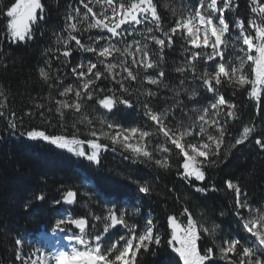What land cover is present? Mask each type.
Returning <instances> with one entry per match:
<instances>
[{
	"label": "snow or ice",
	"instance_id": "obj_1",
	"mask_svg": "<svg viewBox=\"0 0 264 264\" xmlns=\"http://www.w3.org/2000/svg\"><path fill=\"white\" fill-rule=\"evenodd\" d=\"M252 3L254 6L251 7V12L259 13L260 19L264 21V2L256 3V0H252ZM79 4L86 11L81 12V8L76 7L74 14L69 13L66 16L67 37L62 40V56L70 58L75 51H79L91 53L95 61L89 59L86 64L81 62L71 67V75L78 83L63 87L58 96L68 97L71 93L74 99H57L50 92L46 97L51 102L49 105L36 103L35 113H25L30 117L38 115L44 124L50 125L56 120L62 128L69 126L66 114L71 113L73 120L70 126L74 131L70 136L50 135L45 130L31 128L21 132V135L66 149L96 166L101 163L102 153L109 148L113 152L118 148L130 152L134 161H154L155 165L164 170L171 169L169 161L175 155L182 158V161L177 160V175L181 179L188 183H193V177L195 181H204L205 170L223 162L226 156L223 148L227 146V122L238 119L236 105L227 100L222 91L225 82L236 91H246L249 99L257 102L261 99L258 89L259 86H264V23H258L255 19L245 22L238 18L235 27L239 29V34L229 44L226 34L231 29L225 12L233 6L232 0H199L194 10H189L186 16H181L167 30L154 0H79ZM95 5H99V11L94 10ZM43 12L41 0H15L6 10H0V15L7 19L5 39L11 44L33 39L32 25L44 18ZM137 26H143V31ZM91 30L105 34L88 35L87 42H82L84 34ZM137 36L141 39H136ZM177 37L191 47L185 49L190 52L186 65L176 68L177 72L184 75V79L180 80V87L172 89L164 83L166 73L162 64L166 59L165 48L174 45ZM72 41L75 42L74 46L71 45ZM229 46L235 50L232 56L226 51ZM237 52L243 55H237ZM249 62L252 65L253 78H249L244 71ZM197 64L204 70L200 71ZM189 70L195 84L191 91L183 87L188 79L185 74ZM38 75L51 90L63 85V77L53 76L45 67H39ZM145 84L155 86L156 90L144 87ZM248 85L251 86L250 90L246 87ZM161 88L173 92V97L169 98L173 101L171 110H156L151 106L154 98L159 96ZM201 88L211 100L210 105L204 107L202 114L191 124H185L182 119L177 120L176 111L185 112L186 108L182 97L187 95L188 100L193 101L200 95L198 90ZM141 96L144 98L141 99ZM120 105L142 110L146 122H150L148 127L151 130L135 126L123 127L109 119V115ZM0 107L3 105L0 104ZM90 107L96 115L90 116L87 111ZM221 117L225 119L222 121ZM0 118L7 121L9 129L16 130L15 119H8L3 111H0ZM97 123L100 125L99 129L96 128ZM80 125L84 126L85 139L79 138ZM255 133V127L244 126L242 133L231 144V149L253 137L255 145L264 151V135L254 136ZM157 154H160V158H157ZM181 168L183 171H179ZM226 183L227 188L235 193L233 213L241 231L247 236L225 238L217 244L216 231L219 226L215 223L211 227L201 224L185 207L182 215L187 216L186 224L173 215L167 217V227L171 229L168 245L182 264H213L217 253L218 259L225 264H264V207H254L238 184L230 181ZM193 187L196 192L209 191V188L196 186L194 183ZM211 190H216L215 186ZM138 191L150 195L152 187L145 182L138 185ZM75 195L73 191H67L63 196L64 202L73 203ZM35 199L42 200L44 197L36 196ZM89 215L102 223V231L88 233L86 225L89 221L84 218L58 219L55 226L60 231H67L68 226L73 225L79 230L80 235L69 239H74L82 247L58 251L50 259L40 255L31 264H66L75 257L80 258L76 264H141V254L153 251L152 245L159 246L162 243L161 236L155 231L150 218L145 230L138 233L137 225L129 224L127 213L121 212L119 208L109 207L102 215L91 212ZM117 225L126 229L129 236L122 235L118 241L105 248V235ZM92 227L95 228L96 225L93 224ZM85 235H90L91 239L86 240ZM202 236L211 237L213 246L199 249L198 241ZM21 243V239L15 240L17 246ZM15 258L23 259L19 249ZM23 264H28V261L24 260Z\"/></svg>",
	"mask_w": 264,
	"mask_h": 264
},
{
	"label": "trees",
	"instance_id": "obj_2",
	"mask_svg": "<svg viewBox=\"0 0 264 264\" xmlns=\"http://www.w3.org/2000/svg\"><path fill=\"white\" fill-rule=\"evenodd\" d=\"M198 2L199 0H154L166 30L174 26L175 21L181 16H186L189 10H194ZM261 2L264 0H256V3ZM11 3H15V0H0V10H6ZM41 3L44 6V18L32 25L34 38L23 43L11 44L5 39L7 19L6 16L0 15V94H2L0 104L3 105L0 111L5 112L8 119H15L17 122L16 130L12 131L8 128L7 121L0 118V264H20L15 258L18 249L15 240L34 239L40 233L51 234L56 229V220L63 219L61 215L63 211L69 213L73 219L88 220L87 228L95 224L96 232L102 231V223L94 221L89 213L102 215L109 207L126 212L129 224H136L138 233L145 230L147 226L145 219L150 218L155 231L161 236L162 243L159 246L152 245L153 251L142 253L141 264H182L178 255L168 245L171 229L167 227V217L173 215L186 224L187 216L182 215L185 207L201 224L211 227L215 223L219 226L216 231L217 244L229 237H246L247 234L241 231L237 217L233 213L235 193L227 188L226 182L238 184L254 207H264V151L255 145L253 137L231 149V144L242 133L244 126L255 127L254 136L264 135V89L260 101L257 102L249 99L246 91H236L225 82L222 91L226 99L236 105L238 119L227 122L225 137L227 146L223 148L226 154L223 162L207 168L204 181H195L194 177L192 178L196 186L209 188L207 192H196L193 183H188L177 175V160L182 161V158L175 155H172L169 161L171 169L164 170L155 165L154 161H134L131 153L119 148L113 152L109 148L102 153L100 165H92L66 149L21 135V132L36 128L45 130L50 135L70 136L74 131L70 126L73 120L71 113L66 114L69 126L64 128L60 127L56 120L50 125L44 124L38 115L30 117L25 113L28 111L35 113L36 103L49 105L51 102L46 97L50 92L57 99H74L71 93L68 97L58 96L63 87L78 83L71 75V67L81 62L86 64L89 59L95 61L91 53L79 51H75L70 58L62 56L64 50L62 40L67 37L66 16L69 13L74 14L76 7H80L81 12L86 11L79 4V0H41ZM232 5L225 12L231 30L235 28V21L238 18L245 22L255 19L258 23H264L259 13L251 12V7L254 6L252 0H232ZM94 10L99 11V5H95ZM137 28L143 31V26ZM248 31L254 35L251 29ZM97 34L105 33L91 30L84 34L82 42H87L88 35ZM136 39L141 37L137 36ZM71 45L74 46L75 42L72 41ZM186 48L190 46L177 37L175 44L164 50L166 57L162 64V69L166 73L164 83L172 89L180 87V80L184 79V75L177 72L176 68L186 65V58L190 57V52L185 51ZM39 67L50 70L53 76L61 75L63 85L55 90L49 89L48 84L38 75ZM197 68L200 71L204 70L200 64H197ZM247 74L249 78H253L251 68ZM185 75L188 79L185 80L183 87L191 91L195 87L191 80V70ZM144 87L156 90L155 86L145 84ZM246 87L250 90V85ZM198 91L200 95L196 100L203 99L205 107L209 106L207 104H210L211 100L208 95L204 94L202 88ZM170 97H173V92L161 88L159 96L154 98L151 106L156 110L165 108L171 110L173 101L169 99ZM143 98L141 96V99ZM132 99L135 101V96ZM182 99L186 105L191 102L187 95ZM96 108H99V105H96ZM87 111L90 116L96 115L91 107ZM12 113H15V116H12ZM183 114L184 112L176 111V116ZM108 118L123 127L135 126L151 130L148 127L150 122H146L142 110H137L136 107L127 108L120 105ZM224 119L225 117H221L222 121ZM79 127L81 128L79 138L85 139L84 126ZM99 127L97 123L96 128ZM85 148L87 150V145ZM126 156L129 158L126 159ZM87 180L93 183V187L82 184ZM145 182L152 187L150 195L138 191V185ZM212 186H215L216 190H211ZM67 191L76 194L74 202L70 205H65L63 200ZM41 195L44 199H35ZM101 199L107 200V205L101 202ZM123 201L128 204L126 209ZM131 210L135 215H132ZM124 230L129 236L127 230ZM111 235L118 241L120 229L113 230ZM208 246H213L212 238L202 236L198 241V248L203 250ZM213 264L225 262L218 259L217 253Z\"/></svg>",
	"mask_w": 264,
	"mask_h": 264
},
{
	"label": "rangeland",
	"instance_id": "obj_3",
	"mask_svg": "<svg viewBox=\"0 0 264 264\" xmlns=\"http://www.w3.org/2000/svg\"><path fill=\"white\" fill-rule=\"evenodd\" d=\"M238 34H239V29H237L236 27L233 28L229 34H226L228 37V40H229V44H231V41ZM201 39H202V36H201ZM23 42L24 41L18 42V43H23ZM239 43L240 42H238V44ZM243 47H245V49H246V46H243ZM208 51H210V49H208ZM226 51H227L229 56H232V54L235 50L232 49L231 46H229L226 49ZM236 54L237 55H243V53H239V52H237ZM252 54L255 55V53H252ZM249 68H251V70H252L251 62H249L248 64L245 65L244 71L246 73H248ZM252 75H253V73H252ZM263 89H264V86H259L258 90L261 93ZM207 105H210V104L208 103ZM186 107L187 108H186L185 112L188 114L185 115V112H184L183 116L177 115L176 119L177 120L182 119L185 124H191L199 114H202L203 108L205 107V103H203V99H200V100L195 99V100L187 103ZM209 130L213 131L211 129H209ZM158 156L160 158V154ZM82 184L83 185L85 184L86 187H92L93 186V184L88 180L84 181ZM101 202H103L105 205H107V203H108L107 200H104V199H101ZM122 204L124 205V208L126 209L128 204L124 201L122 202ZM130 212L132 213V215H135V212L133 210H131ZM61 215H62V217L64 216V219H67V218H65V215H66L65 213L62 212ZM148 219H149L148 217L145 219V224H147ZM62 227H64V226L62 225ZM102 227H103V225H102ZM86 230L88 233L96 232L95 228H93L92 226H89V228H87ZM120 234H121L120 236H122V235L127 236L124 228H122L120 230ZM76 235H80V232L76 231L72 226H68V230L64 231V232H62L56 228L51 234L41 233L34 239H30V240H22L21 239L22 243H21V245L18 246V249H19L21 257L23 259L19 260V262H20V264H23V261L27 260L28 264H31V261L36 260L38 258V256H40V255H43V257L45 259H50L58 251H61V250H69L70 251L73 247L80 248L82 246L77 244L74 239H69L70 237H73ZM84 238L86 240H89V239H91V236L85 235ZM115 241L116 240L113 238V235H111V231H110L108 234L105 235V238L103 241V246L105 248H107L108 246H110V244L112 242H115ZM120 243L122 244L123 242H120ZM34 253H35V255H34ZM79 259H80L79 257L71 258L66 262V264H76V262L79 261Z\"/></svg>",
	"mask_w": 264,
	"mask_h": 264
},
{
	"label": "water",
	"instance_id": "obj_4",
	"mask_svg": "<svg viewBox=\"0 0 264 264\" xmlns=\"http://www.w3.org/2000/svg\"><path fill=\"white\" fill-rule=\"evenodd\" d=\"M106 111V110H105ZM75 199V198H74ZM65 203V202H64ZM66 205H69V204H67V203H65ZM76 231H79L78 229H76L75 228V226L73 225L72 226ZM122 226H119V225H117L114 229H111V230H115V229H117V228H121Z\"/></svg>",
	"mask_w": 264,
	"mask_h": 264
}]
</instances>
